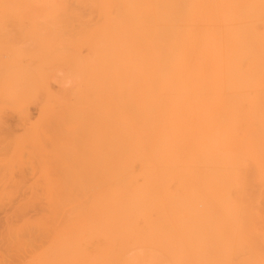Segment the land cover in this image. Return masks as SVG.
Here are the masks:
<instances>
[{
    "label": "bare ground",
    "instance_id": "obj_1",
    "mask_svg": "<svg viewBox=\"0 0 264 264\" xmlns=\"http://www.w3.org/2000/svg\"><path fill=\"white\" fill-rule=\"evenodd\" d=\"M59 1L0 47L69 60V114L0 134V264H264V0Z\"/></svg>",
    "mask_w": 264,
    "mask_h": 264
},
{
    "label": "rangeland",
    "instance_id": "obj_2",
    "mask_svg": "<svg viewBox=\"0 0 264 264\" xmlns=\"http://www.w3.org/2000/svg\"><path fill=\"white\" fill-rule=\"evenodd\" d=\"M51 2L58 4L60 1L10 0L0 3V47L3 51L11 53L22 49L31 57L41 53L43 44L35 27L45 25L42 33L47 32L49 36L52 19L47 13L53 5ZM28 60L16 62L0 74V99L8 103L0 100V134L4 135L3 138L14 140L45 122L48 116L44 111L57 96L63 98L69 114V60L52 52L45 59L46 75ZM26 168L29 182L32 168L30 165ZM146 255L149 260V253Z\"/></svg>",
    "mask_w": 264,
    "mask_h": 264
}]
</instances>
